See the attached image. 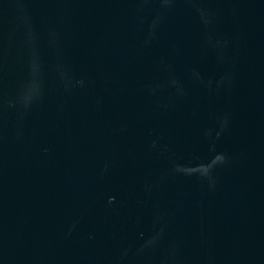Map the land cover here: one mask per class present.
<instances>
[{"label": "water", "instance_id": "obj_1", "mask_svg": "<svg viewBox=\"0 0 264 264\" xmlns=\"http://www.w3.org/2000/svg\"><path fill=\"white\" fill-rule=\"evenodd\" d=\"M0 264H264V0H0Z\"/></svg>", "mask_w": 264, "mask_h": 264}]
</instances>
